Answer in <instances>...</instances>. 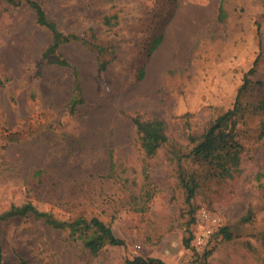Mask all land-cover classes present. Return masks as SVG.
Here are the masks:
<instances>
[{
	"label": "rangeland",
	"instance_id": "obj_1",
	"mask_svg": "<svg viewBox=\"0 0 264 264\" xmlns=\"http://www.w3.org/2000/svg\"><path fill=\"white\" fill-rule=\"evenodd\" d=\"M34 1L59 31L105 51L72 41L57 49L65 65L43 58L51 32L28 5L0 0V213L31 202L63 221L96 217L123 244L92 254L68 230L16 217L0 224L2 263L264 264V0ZM251 67L237 170L212 177L189 137L232 107ZM74 78L82 102L70 111ZM135 118L165 124L152 155ZM181 173L199 185L189 201Z\"/></svg>",
	"mask_w": 264,
	"mask_h": 264
},
{
	"label": "trees",
	"instance_id": "obj_2",
	"mask_svg": "<svg viewBox=\"0 0 264 264\" xmlns=\"http://www.w3.org/2000/svg\"><path fill=\"white\" fill-rule=\"evenodd\" d=\"M12 6H20L26 4L34 12L36 23L40 26L47 28L52 35L51 42L44 50L43 58H52L53 62L65 65L66 62L60 58L57 49L63 44L72 41H79L80 43L89 44L97 53L101 54L105 51L103 46L88 41L87 38L81 37L74 33H63L59 31L56 25L48 20L45 12L41 6L34 0H3ZM219 20H223L222 7H219L218 13ZM107 22V21H105ZM94 35L91 34L93 40ZM158 41V40H156ZM155 43V42H154ZM257 58L254 60L253 65L256 64ZM105 61H102L100 68L104 69ZM254 72L253 67L245 74L243 82L236 91L234 103L230 109L219 114L202 132L199 138L189 137L191 142H198L194 144L190 155L196 162L203 163L209 167V174L212 177H232L233 172L237 170L239 164L240 145L236 142L234 137V129L236 125V117H241L243 107L240 103V97L249 82L246 75ZM76 77V71H74ZM74 90L77 92L71 98L69 103L70 111L82 102L79 93V85L76 78H74ZM259 108L264 112V100L260 101ZM135 128L142 140L141 146L147 155H152L156 152L158 147L166 141L165 124L162 120L152 119L141 121L138 118L133 120ZM179 182L186 192V199L189 201L198 189V182L193 176L185 177L183 173L179 175ZM250 212V211H249ZM249 215V214H248ZM31 216L34 219L43 220L47 225L55 229L68 230L70 235H77L82 239V243L86 250L95 254L104 245L120 246L123 241L116 237L110 226L103 223L96 217L89 219L79 216L71 221H63L55 218L50 212L38 210L31 202H25L21 205H11L7 210L0 213V224L8 219L16 217ZM246 218V217H245ZM219 234L223 238H230V231L228 227L219 229ZM189 239L184 240L187 245ZM127 264H163L159 260L152 258L135 257ZM0 264L2 257L0 255ZM203 264V263H199Z\"/></svg>",
	"mask_w": 264,
	"mask_h": 264
},
{
	"label": "built area",
	"instance_id": "obj_3",
	"mask_svg": "<svg viewBox=\"0 0 264 264\" xmlns=\"http://www.w3.org/2000/svg\"><path fill=\"white\" fill-rule=\"evenodd\" d=\"M202 217L204 218V220L207 221L208 224H213L216 223L217 219L215 217H211L206 213H203ZM210 233V230L207 229V231L202 232L200 235H197L195 237V242H196V246L198 245H203L204 243V238Z\"/></svg>",
	"mask_w": 264,
	"mask_h": 264
}]
</instances>
